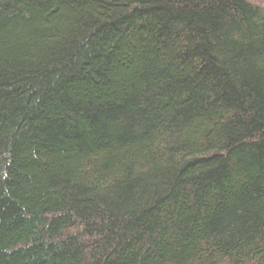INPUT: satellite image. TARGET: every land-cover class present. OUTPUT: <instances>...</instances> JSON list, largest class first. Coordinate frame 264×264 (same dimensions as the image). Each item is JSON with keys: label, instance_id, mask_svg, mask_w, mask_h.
I'll list each match as a JSON object with an SVG mask.
<instances>
[{"label": "trees", "instance_id": "trees-1", "mask_svg": "<svg viewBox=\"0 0 264 264\" xmlns=\"http://www.w3.org/2000/svg\"><path fill=\"white\" fill-rule=\"evenodd\" d=\"M0 264H264V6L0 0Z\"/></svg>", "mask_w": 264, "mask_h": 264}, {"label": "rangeland", "instance_id": "rangeland-1", "mask_svg": "<svg viewBox=\"0 0 264 264\" xmlns=\"http://www.w3.org/2000/svg\"><path fill=\"white\" fill-rule=\"evenodd\" d=\"M250 2H252V3H258V4H260V5H262V6H264V0H249Z\"/></svg>", "mask_w": 264, "mask_h": 264}]
</instances>
